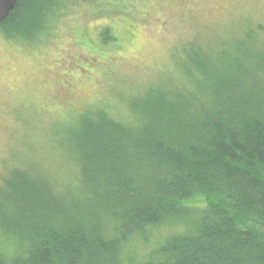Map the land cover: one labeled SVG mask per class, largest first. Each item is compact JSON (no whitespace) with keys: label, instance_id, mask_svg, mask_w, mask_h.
<instances>
[{"label":"trees","instance_id":"obj_1","mask_svg":"<svg viewBox=\"0 0 264 264\" xmlns=\"http://www.w3.org/2000/svg\"><path fill=\"white\" fill-rule=\"evenodd\" d=\"M47 2L18 0L0 32L34 41ZM242 25L241 39L192 38L177 57L184 80L154 84L128 117L86 110L60 132L68 182L37 161L10 169L0 232L14 250L0 248V264H264V26ZM197 196L207 205L194 228L139 262L136 240L176 228Z\"/></svg>","mask_w":264,"mask_h":264},{"label":"rangeland","instance_id":"obj_2","mask_svg":"<svg viewBox=\"0 0 264 264\" xmlns=\"http://www.w3.org/2000/svg\"><path fill=\"white\" fill-rule=\"evenodd\" d=\"M42 7L37 21L49 28L34 41L0 32V183L12 168L33 169V161L68 182L77 175L66 165L60 132L84 111L128 117L131 102L154 84L184 80L177 57L192 38L241 39L242 22L264 26V0H50ZM104 27L114 43L101 41ZM184 205L188 212L172 219L176 228L136 240L139 262L162 238L194 228L207 201L197 196ZM0 248L14 250L1 232Z\"/></svg>","mask_w":264,"mask_h":264},{"label":"water","instance_id":"obj_3","mask_svg":"<svg viewBox=\"0 0 264 264\" xmlns=\"http://www.w3.org/2000/svg\"><path fill=\"white\" fill-rule=\"evenodd\" d=\"M17 3L18 0H0V23L6 21L10 17Z\"/></svg>","mask_w":264,"mask_h":264},{"label":"bare ground","instance_id":"obj_4","mask_svg":"<svg viewBox=\"0 0 264 264\" xmlns=\"http://www.w3.org/2000/svg\"><path fill=\"white\" fill-rule=\"evenodd\" d=\"M262 179H264V178H262ZM216 198V197H215ZM220 203V202H219ZM221 205V204H220ZM12 217V216H11ZM239 221H242V219L241 220H239ZM252 221H253V219H252ZM238 223V222H237ZM237 225V224H236ZM18 258V257H17Z\"/></svg>","mask_w":264,"mask_h":264}]
</instances>
